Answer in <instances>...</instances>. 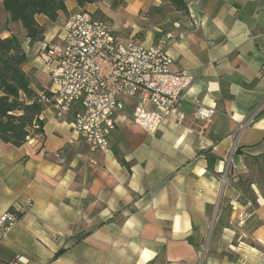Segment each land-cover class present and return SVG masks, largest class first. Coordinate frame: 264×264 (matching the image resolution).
<instances>
[{"label": "crops", "instance_id": "obj_1", "mask_svg": "<svg viewBox=\"0 0 264 264\" xmlns=\"http://www.w3.org/2000/svg\"><path fill=\"white\" fill-rule=\"evenodd\" d=\"M185 1L187 11L164 0H67L56 21L36 16L45 32L32 41L0 0V36L20 34L38 93L51 88L40 42L60 45L67 19L88 7L118 40L160 45L174 71L195 78L184 121L155 133L135 124L127 99L107 150L92 151L73 114L49 107L42 133L19 147L0 141V215L19 214L0 263L264 264V112L237 130L264 104V0ZM199 105L212 116L197 117Z\"/></svg>", "mask_w": 264, "mask_h": 264}, {"label": "built area", "instance_id": "obj_2", "mask_svg": "<svg viewBox=\"0 0 264 264\" xmlns=\"http://www.w3.org/2000/svg\"><path fill=\"white\" fill-rule=\"evenodd\" d=\"M39 45L51 88L39 92L38 101L60 117L72 113L75 131L92 151L110 148L116 118L126 109L127 99H136L134 122L149 133L172 117L184 121L182 103L195 78L174 71L173 57L162 46L120 41L109 20L85 10L67 19L60 45L46 41ZM263 112L264 104L256 106L237 121V130L254 125ZM213 113L199 105L197 117L209 118ZM35 128H39L36 123ZM18 220L19 214L12 210L0 215V243ZM25 262L18 255L0 264Z\"/></svg>", "mask_w": 264, "mask_h": 264}, {"label": "trees", "instance_id": "obj_3", "mask_svg": "<svg viewBox=\"0 0 264 264\" xmlns=\"http://www.w3.org/2000/svg\"><path fill=\"white\" fill-rule=\"evenodd\" d=\"M67 0H4L11 20L21 22L32 41L43 39L44 27L36 19L46 15L51 21L66 12ZM81 7L104 0H75ZM115 1V0H114ZM176 10L187 11L185 0H166ZM17 35L0 36V141L15 146L24 145L29 138L42 133L41 114L47 105L38 101V92L31 87L28 74L23 69L27 61ZM35 123L39 128H35Z\"/></svg>", "mask_w": 264, "mask_h": 264}, {"label": "rangeland", "instance_id": "obj_4", "mask_svg": "<svg viewBox=\"0 0 264 264\" xmlns=\"http://www.w3.org/2000/svg\"><path fill=\"white\" fill-rule=\"evenodd\" d=\"M164 2H166L167 4H166V7H164L165 9H169V6H172L168 1H166V0H164ZM87 6V5H86ZM173 7V6H172ZM174 8V7H173ZM85 11H87V12H91V13H93L94 14V16L95 17H97V18H101V15H100V11H99V9H94V8H89L88 7V9L86 8V9H84ZM44 30H45V28H44ZM19 36H20V34H19ZM18 36V37H19ZM142 38H145L146 36H144V34L141 36ZM140 37V39H142ZM30 39V38H29ZM141 44V43H140ZM143 45V44H142ZM153 46H158V45H153ZM160 46V45H159ZM164 48V47H163ZM226 176H227V170H225V174H224V178H223V181L225 182L226 181ZM207 246V244H205V247Z\"/></svg>", "mask_w": 264, "mask_h": 264}, {"label": "bare ground", "instance_id": "obj_5", "mask_svg": "<svg viewBox=\"0 0 264 264\" xmlns=\"http://www.w3.org/2000/svg\"><path fill=\"white\" fill-rule=\"evenodd\" d=\"M25 264V263H24Z\"/></svg>", "mask_w": 264, "mask_h": 264}]
</instances>
